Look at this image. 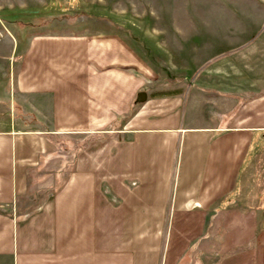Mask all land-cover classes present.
Segmentation results:
<instances>
[{
  "label": "crops",
  "instance_id": "1",
  "mask_svg": "<svg viewBox=\"0 0 264 264\" xmlns=\"http://www.w3.org/2000/svg\"><path fill=\"white\" fill-rule=\"evenodd\" d=\"M247 1L257 26L226 31L186 102L114 29L29 40L14 82L34 106L0 117V264H264V0ZM88 134L107 137L43 187L54 135Z\"/></svg>",
  "mask_w": 264,
  "mask_h": 264
},
{
  "label": "rangeland",
  "instance_id": "2",
  "mask_svg": "<svg viewBox=\"0 0 264 264\" xmlns=\"http://www.w3.org/2000/svg\"><path fill=\"white\" fill-rule=\"evenodd\" d=\"M261 13L247 0H0V117L13 119L14 99L25 109L34 106L17 93L14 81L17 59L35 34L114 29L154 68L160 81L157 89L184 91L186 102L193 90L190 78L222 46L226 31L256 27ZM42 117L47 121L48 113ZM82 139H52L56 159L41 161L43 187L55 188L65 178L72 168L73 149ZM63 168L60 176H53Z\"/></svg>",
  "mask_w": 264,
  "mask_h": 264
},
{
  "label": "trees",
  "instance_id": "3",
  "mask_svg": "<svg viewBox=\"0 0 264 264\" xmlns=\"http://www.w3.org/2000/svg\"><path fill=\"white\" fill-rule=\"evenodd\" d=\"M132 114H133V111H130L124 118H123V120H127L128 118H130L131 116H132ZM112 129V128H111ZM56 136H58V137H60L61 135H54V137H56ZM101 137V139H105L106 137H107V135H99V134H88V135H84L82 138V140L79 142V145L78 146H76L74 149L72 148V145L70 146V148H72L73 150H74V154H73V157H72V159H73V163H74V159H75V157L77 156V154L81 151V150H83L85 147H86V145L88 144V142L91 140V139H93V138H96V137ZM59 185H57V187H58ZM57 187H55L54 188V190H57L58 188ZM26 195H27V199H29V200H31V199H35V195H36V193H35V191L32 189V186H29V190L27 191V193H26ZM41 200V197L38 199V201H36L37 203H35L33 206H35V205H37L38 204V202Z\"/></svg>",
  "mask_w": 264,
  "mask_h": 264
},
{
  "label": "water",
  "instance_id": "4",
  "mask_svg": "<svg viewBox=\"0 0 264 264\" xmlns=\"http://www.w3.org/2000/svg\"><path fill=\"white\" fill-rule=\"evenodd\" d=\"M146 97H147L146 92L141 91V92L137 93L136 102L137 103L144 102Z\"/></svg>",
  "mask_w": 264,
  "mask_h": 264
}]
</instances>
